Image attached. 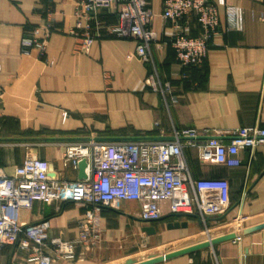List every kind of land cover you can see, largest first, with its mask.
<instances>
[{
  "label": "crops",
  "instance_id": "crops-1",
  "mask_svg": "<svg viewBox=\"0 0 264 264\" xmlns=\"http://www.w3.org/2000/svg\"><path fill=\"white\" fill-rule=\"evenodd\" d=\"M80 1L0 0V139L175 140L176 133L197 130L196 138L180 137L187 145L184 157L189 172L194 179H227L231 204L227 212L209 219L197 211L188 213L196 216H174L164 202L163 220L142 223L140 205L124 202L100 212V239L85 247L78 242L84 203L36 201L21 209V222L30 226L47 223L51 239L76 243L74 261L53 264H116L135 258L137 249L143 250L149 241L158 247L197 244L205 241L204 234L210 240L264 225V146L241 150L236 158L239 163L232 165L203 163L198 149L188 147L217 131L264 128V0H225L227 5L242 8V30H228L225 9L220 6V31L212 39L203 66L186 70L188 80L182 79L183 69L167 42L174 27L162 17L163 0H148L153 13L150 28L161 43L152 46L151 53L161 80L172 83L177 102L166 101L153 91L152 66L137 57L135 40L110 36L103 28L89 52L82 51L70 34L83 12ZM98 17L107 24L117 22L115 8L101 10ZM48 22L52 29L46 59L52 65L44 68L34 56H23L21 42L30 28H43ZM200 32L201 26L192 22L191 35ZM71 143H0V169L13 175L25 158L39 157L49 163L51 178L76 180L79 172L62 161ZM175 222L188 226L169 230L167 225ZM146 226H153L156 235L143 232ZM134 241L139 245L137 251L131 244ZM42 252L51 253L45 248ZM33 254L34 244L29 249L5 245L0 247V264H34L28 261ZM158 264H264V229Z\"/></svg>",
  "mask_w": 264,
  "mask_h": 264
},
{
  "label": "built area",
  "instance_id": "built-area-1",
  "mask_svg": "<svg viewBox=\"0 0 264 264\" xmlns=\"http://www.w3.org/2000/svg\"><path fill=\"white\" fill-rule=\"evenodd\" d=\"M80 5L83 12L70 34L83 52H89L96 38L102 35L103 28L110 36L135 40L137 57L152 66L149 79L153 91L166 101L177 102L172 95V83L161 80L151 53L152 46L161 43L150 28L153 13L148 0H81ZM220 6L225 9L228 30H242V8L227 5L225 0H163L162 17L174 27L167 42L183 69V80L189 79L186 70L199 69L207 60L212 39L220 31ZM112 8L116 10L117 22L107 24L98 14ZM194 21L201 26L197 36L191 35ZM48 23L43 28H30L21 42L23 56H34L44 68L52 65V61L46 59L52 29L51 22ZM198 135L197 130H186L176 133L174 141L71 143L66 147L62 161L65 167L79 172V164L84 160L86 177L83 179H53L49 163L32 156L25 158L13 175L0 169V247L16 245L29 249L34 244L35 254L28 259L34 264L75 260L76 243L51 239L47 223L30 226L21 222V209L30 208L36 201L84 203L86 213L79 222L78 242L85 247L95 245L100 239L97 230L100 212L124 202L138 203L139 218L148 222L163 216L161 204L164 202H168L171 212L176 214L194 211L202 217L224 214L231 204L229 181L194 179L187 167L184 157L187 145L182 144L180 137L196 138ZM226 137L231 138L227 143L223 141ZM260 146H264V128L259 126L217 131L204 142L188 144V147L198 149L203 163L226 165L238 164L236 158L241 150H255ZM42 248L51 253L43 254Z\"/></svg>",
  "mask_w": 264,
  "mask_h": 264
},
{
  "label": "water",
  "instance_id": "water-1",
  "mask_svg": "<svg viewBox=\"0 0 264 264\" xmlns=\"http://www.w3.org/2000/svg\"><path fill=\"white\" fill-rule=\"evenodd\" d=\"M187 139H193V138H187ZM92 139L90 138H34V139H24V138H4L0 139V143H19V142H90ZM94 141L96 142H142V141H174L173 138H157V137H134V138H124L121 140L114 139V138H108V139H102V138H97ZM85 167H86V162L83 160L79 164V179L85 178ZM196 216L195 214H176L174 216ZM213 216H209L208 218L210 219ZM161 219V218H160ZM160 219L156 220L159 221ZM163 220V219H161ZM156 221H149V222H156ZM142 223H147L148 221H143L141 220ZM188 226L187 223L185 222H175V223H169L167 225V228L169 230H174V229H180V228H186ZM264 229V225L258 226L255 228H251L248 230L244 231H239L236 233L228 234V235H221L218 237H213L210 238V240L206 242H200L198 244H195L193 246L181 249L179 251L167 253L165 255H157V254H149L145 256V258L139 259V258H130L126 260L125 262H122L120 264H158L164 261H168L174 258L182 257L185 255H190L192 253L213 247L217 244H220L222 242L226 241H231V240H236L238 238H241L242 236H245L247 234H250L254 231H258ZM143 232H145L148 236H153L156 235L157 231L153 226H146L142 229Z\"/></svg>",
  "mask_w": 264,
  "mask_h": 264
},
{
  "label": "rangeland",
  "instance_id": "rangeland-1",
  "mask_svg": "<svg viewBox=\"0 0 264 264\" xmlns=\"http://www.w3.org/2000/svg\"><path fill=\"white\" fill-rule=\"evenodd\" d=\"M204 239H205V241H203V242H206L209 240V238L206 234H204ZM198 241H200V240H198ZM131 244L134 246V251L139 250V252H137L136 257H135V258H139V259L145 258V256H147L149 254L165 255L167 253L179 251L181 249L195 245L193 243H182L181 245L172 244L169 246L158 247V246H156L157 244L154 241H149L147 245L143 244V247H142L143 250H140V249L136 250V248L139 246L138 243L134 241V243L132 242ZM197 244H198V242H197ZM116 264H120V263H116Z\"/></svg>",
  "mask_w": 264,
  "mask_h": 264
}]
</instances>
